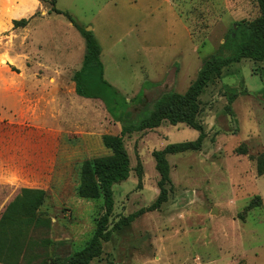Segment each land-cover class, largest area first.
Instances as JSON below:
<instances>
[{"label":"rangeland","instance_id":"rangeland-1","mask_svg":"<svg viewBox=\"0 0 264 264\" xmlns=\"http://www.w3.org/2000/svg\"><path fill=\"white\" fill-rule=\"evenodd\" d=\"M41 3L50 13L45 19L40 14L30 19L34 42L27 47L53 58L52 47L58 39L52 35L60 33L58 41L71 60L67 65L80 67L66 70L64 81L71 85L70 80L83 68L86 54L81 30L94 26L98 40L93 34L104 51L103 80L119 93V105L111 111L120 117L128 113L125 101L130 104L142 99L141 93L146 90L148 106L171 90L185 94L198 78L203 62L218 54L232 27L260 16L257 0ZM53 8L63 14L51 12ZM93 79L96 82L97 75ZM230 96L235 100L232 112L227 113ZM201 104L199 121L207 137L198 152L168 156V202L115 231L110 242L104 244L102 257L91 264H264V176H258L256 162L264 153V63L243 60L225 69L222 77L207 88ZM138 109L131 111L134 120L143 108ZM88 111L82 105V111L64 114V119L75 124L82 118L88 121ZM107 128H111L107 134L114 136L123 130L120 123ZM199 137L198 131L185 125L166 123L157 131L136 132L125 138L132 172L128 181L114 187L111 229L157 201L160 177L153 152L195 142ZM91 147L99 157L110 155L104 146L100 153L95 141ZM244 148L248 155H239ZM88 153L82 150V163ZM78 160L64 171L60 169L58 179L49 183L48 201L42 209L51 219L52 228L40 238L50 239V258L61 263L90 243L104 214L102 200L91 202L78 197ZM139 163L143 167L141 183ZM11 195V189L0 188V214ZM252 202L257 207L248 211Z\"/></svg>","mask_w":264,"mask_h":264},{"label":"trees","instance_id":"trees-1","mask_svg":"<svg viewBox=\"0 0 264 264\" xmlns=\"http://www.w3.org/2000/svg\"><path fill=\"white\" fill-rule=\"evenodd\" d=\"M257 3L259 18L254 21H241L232 27L218 54L203 62L198 78L185 94L170 91L148 106L146 94L143 92L142 99L131 101L130 104L125 101L128 113L122 117L111 111L119 105L116 100L119 93L103 80L101 47L92 31L81 30L86 43V54L83 68L73 78L76 94L85 99L101 100L112 115L114 123L123 126L121 135L103 137L105 148L111 152L109 156L86 160L80 166L78 197L91 202L102 200L104 214L97 221L90 243L68 261L61 263L50 258V239L40 238L43 232L48 235L52 228L51 219L42 211L48 201V193L43 190L22 189L0 214V264H91L102 257L104 244L110 242L115 231L129 226L145 212L160 210L168 202L170 190L167 186L171 185L168 156L198 152L207 137L204 126L199 121L202 112L201 97L207 88L222 77L225 69L240 64L243 60L264 63V0H257ZM51 12L63 14L55 8ZM29 21L30 19L15 21L14 25L16 28H25ZM94 75H97L96 82ZM234 100L235 96L228 98L227 113L232 112ZM140 107L143 109L137 119H132V109L139 110ZM166 123L171 126L185 125L198 131L200 137L195 142L170 145L162 151L153 152L160 177V195L157 201L149 209L124 218L111 229L110 219L115 209L114 187L128 181L132 172L125 138L136 132L154 131ZM238 154L246 156L248 149L244 148ZM258 156L257 173L259 177H263L264 153ZM137 176L141 183L143 167L140 163ZM255 204L252 202L247 210L256 208Z\"/></svg>","mask_w":264,"mask_h":264},{"label":"crops","instance_id":"crops-1","mask_svg":"<svg viewBox=\"0 0 264 264\" xmlns=\"http://www.w3.org/2000/svg\"><path fill=\"white\" fill-rule=\"evenodd\" d=\"M49 13L39 0H0V188L12 190L7 203L15 199L18 190L47 192L60 169L64 171L76 163V158L77 165H82L83 149L89 151L83 162L99 158L92 152L91 143L95 141L99 152H104L103 137L111 129L107 127L115 126L101 100L76 94L74 73L71 85L64 81L66 70L80 67L67 65L71 60L66 57L64 44L58 41L60 33L52 35L58 39L52 47L53 58L27 47L34 42L31 22L37 14L45 19ZM33 17L25 28L14 25L15 21ZM86 28L97 38L94 26ZM103 58L101 49L105 70ZM82 105L89 108L90 120L82 118L75 124L64 119V114L82 111Z\"/></svg>","mask_w":264,"mask_h":264},{"label":"water","instance_id":"water-1","mask_svg":"<svg viewBox=\"0 0 264 264\" xmlns=\"http://www.w3.org/2000/svg\"><path fill=\"white\" fill-rule=\"evenodd\" d=\"M88 32H90L89 30H87Z\"/></svg>","mask_w":264,"mask_h":264}]
</instances>
